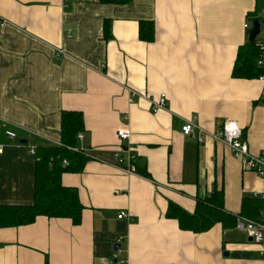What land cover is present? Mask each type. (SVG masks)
Returning <instances> with one entry per match:
<instances>
[{
    "label": "crops",
    "instance_id": "crops-1",
    "mask_svg": "<svg viewBox=\"0 0 264 264\" xmlns=\"http://www.w3.org/2000/svg\"><path fill=\"white\" fill-rule=\"evenodd\" d=\"M260 3L0 0V204L33 203L30 149L60 143L63 113L83 114L77 148L88 160L62 175L79 191L81 222L40 215L0 227V264H111L121 234L127 264H264L243 229L216 223L194 232L166 215L171 202L194 213L215 189L238 214L244 197L264 191V176L212 136L235 121L251 153L264 155L263 83L232 75ZM142 20L155 25L152 41L140 38ZM161 93L166 107L153 112ZM187 120L199 126L191 135L182 131ZM123 127L131 129L124 143ZM127 146L149 178L126 172L116 152Z\"/></svg>",
    "mask_w": 264,
    "mask_h": 264
},
{
    "label": "trees",
    "instance_id": "trees-1",
    "mask_svg": "<svg viewBox=\"0 0 264 264\" xmlns=\"http://www.w3.org/2000/svg\"><path fill=\"white\" fill-rule=\"evenodd\" d=\"M132 0H100L101 3L126 4ZM262 3V0H260ZM260 3V6H261ZM259 22L261 17L255 18ZM105 37L110 36L109 23L105 22ZM139 35L142 40L152 41L155 37V25L152 21H140ZM258 46L256 40L249 41L238 50L232 75L235 78H258L263 68L257 65ZM85 130L81 112L63 113L61 119V141L59 144L40 146L37 149L35 164L34 201L31 204H0V227L30 224L37 216L68 217L74 224L81 222L84 209L76 187L66 186L62 175L68 171H81L87 157L82 151H75L77 134ZM64 160L69 163L65 165ZM140 174L149 178L140 165ZM264 207V201L258 196H246L242 200L241 211L233 214L225 209L223 189L215 191L207 198L197 201L196 211L189 213L174 203H170L167 217L176 218L182 229L194 232L209 230L216 223L223 228L236 226L239 217H257Z\"/></svg>",
    "mask_w": 264,
    "mask_h": 264
},
{
    "label": "built area",
    "instance_id": "built-area-1",
    "mask_svg": "<svg viewBox=\"0 0 264 264\" xmlns=\"http://www.w3.org/2000/svg\"><path fill=\"white\" fill-rule=\"evenodd\" d=\"M259 16L262 19L260 22L262 30L259 33L261 38L257 43L259 53L257 65L263 68V73L257 79L263 83L261 94L264 96V0H262L259 9ZM245 27H248V25L246 24ZM129 90L131 98L136 95L147 98V95L139 94L137 91L132 89ZM166 99V94L161 93L158 99L151 100L153 112L165 109ZM196 128H199L197 124L191 120H187L182 126V131L186 135H191ZM5 134L9 139H15L17 137V133L9 128L5 130ZM78 136L83 137L82 134H79ZM117 136L122 143L127 142L131 136V129L129 127H123L117 131ZM212 136L216 140L223 141L232 149L233 155L242 161L245 170L255 171L257 174L264 176V155H254L251 153L249 144L244 139L243 129L237 124V122L226 121L217 132L212 134ZM198 139L202 140L200 137H198ZM72 149L75 151L78 150L77 147H73ZM2 151L3 147L0 145V152ZM122 152H127L128 158L126 160L120 157ZM30 153L36 154L35 148H31ZM116 157L121 163L126 164L127 173H138L135 155L128 146L117 150ZM64 163L67 165L69 162L64 160ZM257 196L264 201V191L259 193ZM126 216H128V214L124 211L118 215L119 218H124ZM236 227L243 229L247 235L251 237L252 241L259 246L260 257L264 260V207L255 218L239 217ZM125 239L126 236L121 234L114 240L111 264H127V258L125 257L126 249L123 246Z\"/></svg>",
    "mask_w": 264,
    "mask_h": 264
},
{
    "label": "water",
    "instance_id": "water-1",
    "mask_svg": "<svg viewBox=\"0 0 264 264\" xmlns=\"http://www.w3.org/2000/svg\"><path fill=\"white\" fill-rule=\"evenodd\" d=\"M259 32H260V22L258 20H255L253 22L252 30L249 34V41H254L255 38L257 37V35L259 34ZM250 239H251V237H250Z\"/></svg>",
    "mask_w": 264,
    "mask_h": 264
},
{
    "label": "rangeland",
    "instance_id": "rangeland-1",
    "mask_svg": "<svg viewBox=\"0 0 264 264\" xmlns=\"http://www.w3.org/2000/svg\"><path fill=\"white\" fill-rule=\"evenodd\" d=\"M248 25V24H247ZM249 26V25H248ZM251 26V25H250ZM252 27V26H251Z\"/></svg>",
    "mask_w": 264,
    "mask_h": 264
}]
</instances>
